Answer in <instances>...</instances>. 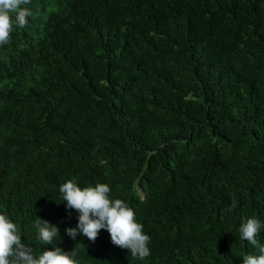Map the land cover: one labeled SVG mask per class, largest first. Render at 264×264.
<instances>
[{
	"label": "trees",
	"instance_id": "16d2710c",
	"mask_svg": "<svg viewBox=\"0 0 264 264\" xmlns=\"http://www.w3.org/2000/svg\"><path fill=\"white\" fill-rule=\"evenodd\" d=\"M0 46V213L79 264H241L264 222V0H31ZM14 18V15H13ZM103 162V163H102ZM107 183L151 237L143 260L66 228L59 186ZM237 207L229 211L232 201ZM264 244V229L257 237ZM47 247L51 248V245Z\"/></svg>",
	"mask_w": 264,
	"mask_h": 264
},
{
	"label": "clouds",
	"instance_id": "9594fccd",
	"mask_svg": "<svg viewBox=\"0 0 264 264\" xmlns=\"http://www.w3.org/2000/svg\"><path fill=\"white\" fill-rule=\"evenodd\" d=\"M30 2L0 0V46L9 42L10 34L16 28L27 26V17L32 15V10L23 5ZM59 192L66 209L78 213L76 227L65 230L73 240L80 233L95 242L100 230L105 229L111 242L127 249L132 257L143 260L150 255L151 237L143 231V225L136 220L128 203L120 198H110L111 189L107 183L81 186L79 178L73 177L60 184ZM236 207L237 202L233 200L229 211ZM33 227L37 240L44 246L39 253L34 252L30 242L22 241L19 225L7 214L0 213V264H79L75 259L78 254L75 248L65 251L57 246L61 239L58 225L37 216ZM261 229H264V222L258 217H242L240 238L257 248L259 255H244L241 264H264V244L257 239Z\"/></svg>",
	"mask_w": 264,
	"mask_h": 264
}]
</instances>
